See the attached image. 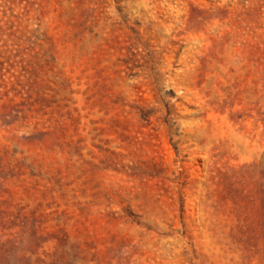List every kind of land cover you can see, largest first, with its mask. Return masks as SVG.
<instances>
[{"label": "rangeland", "instance_id": "rangeland-1", "mask_svg": "<svg viewBox=\"0 0 264 264\" xmlns=\"http://www.w3.org/2000/svg\"><path fill=\"white\" fill-rule=\"evenodd\" d=\"M0 264H264V0H0Z\"/></svg>", "mask_w": 264, "mask_h": 264}]
</instances>
